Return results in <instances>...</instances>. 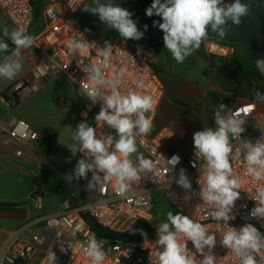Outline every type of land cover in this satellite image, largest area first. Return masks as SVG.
Returning a JSON list of instances; mask_svg holds the SVG:
<instances>
[{
    "label": "built area",
    "instance_id": "2783aa9c",
    "mask_svg": "<svg viewBox=\"0 0 264 264\" xmlns=\"http://www.w3.org/2000/svg\"><path fill=\"white\" fill-rule=\"evenodd\" d=\"M85 0H50L44 10L46 25L43 30L34 36V46L41 53V59L27 62L28 76L17 79L7 93L9 104L14 100L24 101L36 93L47 82L66 76L79 88L83 82H87L86 69L90 65L102 64V73L106 80H116V88L122 93L136 91L147 94L153 98L154 105L151 112L146 115L152 121V130L136 138L137 153L130 157L134 163H138L137 157L143 156L152 162V169L140 173V179L130 185L126 196L116 194L114 182L93 187V192L83 190L81 199L77 205H72L70 200L62 204L59 212L46 216L37 228L23 226L13 232L2 251L0 252V264H48L46 259L50 249L55 252L57 260L55 264H92L85 254V249L80 242L86 241L93 234L86 218H91L99 226L120 234H133L143 230L146 238L136 241H122L109 238H99L104 241L106 259L103 264H156V251L158 246L157 225L153 212L156 208L155 197L163 198L180 213L188 215L195 222L205 225L210 233H214L217 244L212 250L216 256V264H239V260L230 250L222 247L220 241L230 227L239 228L245 223H252L264 234V220L253 219L250 210L255 206L252 197L255 195L257 185L264 184V178L257 181L245 171L243 153L238 159L231 160L233 176L241 181L240 197L235 201L231 215L234 216L229 224L223 221L217 222L210 213L215 210L214 205L203 202L198 192L203 184V174L198 168L192 167L195 159L194 147L187 152L171 150L170 145L175 137L173 130L163 127L153 131V125L158 115L161 102L165 96V87L160 80L158 72L154 68L157 45L160 41L142 42L131 40L137 44L130 48L124 39L113 43L110 58L105 62L97 54L98 48L103 44L97 42L86 34L79 26L76 14ZM0 11L16 27H23L26 34L35 19V11L32 0H0ZM86 40L89 46L86 51H78L70 54L67 44L72 39ZM95 42V43H92ZM139 49V51H138ZM206 52L209 57L218 59H231L235 55V48L223 46L214 42L206 43ZM111 91V87L105 89ZM225 97L232 102L228 109L233 113H240L245 129L240 139L255 143L264 136V105L250 99L234 98L233 94L225 92ZM100 103L92 104L86 100L80 112V119L87 121L100 110ZM85 113L87 114L85 116ZM98 137L106 134H115L113 129L95 123ZM0 130L22 147L30 148L39 139L38 133L27 122L18 120L13 116H7L0 121ZM233 151L241 147L239 139H231ZM111 150V149H110ZM17 157H24L22 150H16ZM79 157L83 154L78 151ZM173 155H178L180 161L174 168L167 160ZM199 161L197 165L199 167ZM186 171L191 184L192 192H186L173 180L178 176L179 170ZM92 179L89 172L85 181ZM33 189V193L35 192ZM189 199H185V196ZM35 209H44L41 196L32 197ZM182 238V242H183ZM189 255L197 262L200 260L198 253L191 241L187 242ZM63 250V251H62ZM258 264H264V249L255 254Z\"/></svg>",
    "mask_w": 264,
    "mask_h": 264
},
{
    "label": "clouds",
    "instance_id": "9594fccd",
    "mask_svg": "<svg viewBox=\"0 0 264 264\" xmlns=\"http://www.w3.org/2000/svg\"><path fill=\"white\" fill-rule=\"evenodd\" d=\"M250 7L249 4L241 3V0H233L228 4L224 0H153L146 9V15L161 18L153 21V26L162 30L164 46L174 60L183 63L209 38V29L223 39L227 34L229 21L232 25L239 26L241 18L249 14ZM81 10L98 16L102 24L118 32L124 40H140L144 37V32L138 29L137 22L131 18L133 13L112 0L106 3L92 0L91 4H84ZM147 27L144 25L145 30ZM3 35L10 38L15 48L11 55L3 56L0 61V77L13 79L22 69L21 51L32 47L35 38L26 34L23 27H16L11 31L5 27ZM88 46L89 42L86 40L74 38L68 42L67 49L70 54H74L86 51ZM8 51L9 44L0 39V53ZM111 53L112 46L108 41L97 50V54L105 62ZM255 66L264 75V58L255 60ZM102 68V64H94L85 70L87 82L80 85V92L92 104L101 102L95 121L106 124L115 134L98 137L94 127L81 121L73 130L72 138L76 142V150L83 154V158L75 164L72 173L65 174L64 178L66 182L72 183L73 180L87 179L91 172L92 179L88 188L114 182L116 194L124 197L131 183L140 179V173L152 169V162L143 156L137 157L138 163H134L130 157L137 153L136 138L152 130V121L146 114L153 109L154 101L150 95L136 91L122 93L116 88L115 79L104 78ZM109 86L111 91L106 92L105 89ZM254 101L264 103V93L256 91ZM239 117L240 113L228 111L227 106L220 103L213 113L215 127L204 128L193 134L195 159L191 163L192 167L198 168L203 174V184L198 195L203 202L214 205L211 217L226 225L234 219L231 213L235 201L240 197L238 190L241 188V181L233 176L230 161L238 159L243 153L246 173L257 181L264 178V136L255 143L242 141L240 137L245 131L242 127L245 120ZM231 139L241 141V147L235 153ZM179 161L178 155L167 160L171 168ZM197 161L200 162L199 167ZM173 180L186 192H192V184L185 169L181 168ZM189 198L185 196V199ZM252 200L255 201V206L250 210V216L264 220V184L257 185ZM139 231L146 238L147 234L142 229ZM157 237L156 264H216L217 258L212 251L217 244L216 235L188 215L167 212L166 222L157 227ZM182 238H185L183 242ZM188 241H191L195 252L202 257L198 262L189 255ZM80 243L92 264H103L106 259L103 240H98L95 234H91L86 241ZM220 245L230 250L238 258L239 264H258L255 254L264 249V234L252 223H245L239 228L230 227L224 233ZM46 259L48 264H55L57 257L52 249L48 251Z\"/></svg>",
    "mask_w": 264,
    "mask_h": 264
},
{
    "label": "crops",
    "instance_id": "0c3cea01",
    "mask_svg": "<svg viewBox=\"0 0 264 264\" xmlns=\"http://www.w3.org/2000/svg\"><path fill=\"white\" fill-rule=\"evenodd\" d=\"M49 1L32 0L35 19L29 35L34 37L45 27L46 21L43 13ZM101 2L106 3L108 0H101ZM112 2L133 13L131 18L137 22L138 29L144 32V37L140 39L142 42L160 41L156 49L154 68L165 87V96L154 122L153 131H158L163 127L170 128L175 135L170 149L180 152L189 151L194 147L193 134L196 131L215 127L212 120V114L216 109L214 98L218 96L220 101H225L227 100L225 92L232 94L229 92L231 81L218 69L211 67L210 57L206 52V43L214 42L223 46H232L235 48V55L232 59L242 63L248 69L256 67L255 60L264 58V0H241V3L251 5L249 14L241 18L242 23L235 26L229 21L227 34L223 39H220L209 29V38L202 42L200 48L188 56L183 63H177L174 60L164 46L162 30L153 26V21H159L161 18L155 15L152 17L146 15V9L152 4L151 0H112ZM232 2L233 0H224L225 4ZM91 3L92 0H85L76 14L80 28L101 44H104L105 41L111 44L123 39L118 32L102 24L98 16L81 10L84 4ZM37 14L40 16L36 17ZM144 25L148 26L147 30L144 29ZM5 27L9 31L15 28L0 11V39L9 44V51L0 53V61L3 56L11 55L15 48L10 38L3 35ZM125 41L130 48L137 46L131 39ZM32 59H41V53L34 45L21 51L22 69L13 79L0 77V121L7 116L16 118L15 113L18 108H21L23 101L19 105H11L4 95L8 93L17 79L28 76L27 62ZM252 81L255 84L264 85V81L262 83L257 79H252ZM227 86L230 88L228 89ZM76 87L80 90L77 85ZM85 99L87 100L86 97ZM227 110L229 111L228 108ZM35 131L38 133L39 139L32 147L26 148L0 130V173L9 169L30 173L23 169L24 164L40 166L44 163V159L50 156L49 151L43 154L37 152V149L41 148L43 137L40 131ZM16 150H22L24 157H17ZM53 159L65 163L67 160L73 161L74 158L72 155L64 156L56 153L53 155ZM28 201L34 200L29 197L17 205L0 202V252L13 232L23 226L37 228L46 216L60 211H54L57 207L55 199L50 198V205L47 204V199L43 200L44 209L42 211H37L35 207L29 205Z\"/></svg>",
    "mask_w": 264,
    "mask_h": 264
},
{
    "label": "rangeland",
    "instance_id": "374dc122",
    "mask_svg": "<svg viewBox=\"0 0 264 264\" xmlns=\"http://www.w3.org/2000/svg\"><path fill=\"white\" fill-rule=\"evenodd\" d=\"M227 88L230 87L227 86ZM85 102L86 99L83 93L77 89L71 79L65 76L47 82L36 93L22 102L21 108H18L15 113L16 119L23 120L35 130L40 131L43 140L41 148H38L37 152L43 154L49 151L50 153V156L45 158L44 163L40 166L24 164L23 169L47 181L72 173L75 164L81 159L78 150H76V142L72 138V133L77 125L84 121L80 119V112ZM262 104L264 105V103ZM96 114L98 113H95L86 121L90 126L95 122ZM56 153L64 156L72 155L74 159L70 163L69 160L60 163L53 159V155ZM134 155L135 153L131 157ZM88 183L82 178L73 180L70 184L77 193L82 194L80 190L82 189L91 194L93 187L88 188ZM45 199H47V204L50 205V198H43L44 201ZM155 200L156 208L153 212L154 221L152 225L159 226L161 223L166 222L167 212L172 211L175 214L177 211L163 198L155 197ZM56 202L57 207L54 211H59L62 208V203L57 200ZM28 203L35 207V201H28Z\"/></svg>",
    "mask_w": 264,
    "mask_h": 264
},
{
    "label": "trees",
    "instance_id": "16d2710c",
    "mask_svg": "<svg viewBox=\"0 0 264 264\" xmlns=\"http://www.w3.org/2000/svg\"><path fill=\"white\" fill-rule=\"evenodd\" d=\"M152 2L153 0H151V3ZM38 16H40V14L36 15V17ZM210 62L212 68L218 69L222 75H224L231 81V88L229 89V92L233 94V99L243 98L254 101V93L256 91L264 93V85L255 84L252 81V79H257L260 83L264 81L263 75L260 74L256 67L248 69L242 63L232 58L228 60L211 57ZM4 96L6 100H8L7 93ZM231 102V99L220 101V98L218 96L214 98L216 108L219 106L220 103L225 104L228 108ZM20 103L21 101L15 99L13 105H19ZM34 188L36 190L31 197H49L51 199H56L62 204L71 199H75L78 202L81 199L82 195L81 193H77L74 187H72L70 183L65 181L64 177H60L51 181L41 179L39 184L34 185ZM12 204L17 205L19 203ZM86 219L91 226L93 234H95V236L99 238H109L122 241H136L141 238V232H136L133 234H120L99 226L91 218Z\"/></svg>",
    "mask_w": 264,
    "mask_h": 264
},
{
    "label": "water",
    "instance_id": "95a60500",
    "mask_svg": "<svg viewBox=\"0 0 264 264\" xmlns=\"http://www.w3.org/2000/svg\"><path fill=\"white\" fill-rule=\"evenodd\" d=\"M41 179L31 173L16 169H9L0 173V202L19 203L32 196L34 185ZM72 205H77V200H70Z\"/></svg>",
    "mask_w": 264,
    "mask_h": 264
}]
</instances>
